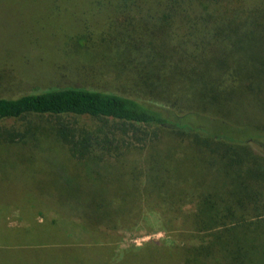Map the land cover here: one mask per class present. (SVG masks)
Listing matches in <instances>:
<instances>
[{
  "label": "trees",
  "instance_id": "trees-1",
  "mask_svg": "<svg viewBox=\"0 0 264 264\" xmlns=\"http://www.w3.org/2000/svg\"><path fill=\"white\" fill-rule=\"evenodd\" d=\"M44 1L56 15L35 10L34 18L44 19L49 34L34 32L28 22L23 41L7 50L47 52L46 43L53 63L75 61L87 77L108 68L134 95L60 85L0 97V120L23 123L0 127V140L49 142L47 150L65 154L62 159L75 161L72 169L82 172L74 180L63 162L37 160L21 183L9 178L21 186L17 197L37 189L34 199L56 207L58 224L83 229L89 238L88 230L109 212L107 205L111 214L119 211L113 202L139 214L141 222L169 202L160 214L168 216L162 217L163 227L197 242L148 247L143 255L149 254L150 264H264V0ZM68 12L77 20L64 32ZM8 58L0 54L1 79L10 76L4 70ZM175 107L188 111L180 114ZM161 130L182 136L179 146L185 149L176 156L177 147L168 142L165 153L153 151L152 171L142 184L134 173L118 174L104 162L127 158L128 151L159 139ZM33 174L39 183L25 188L23 181ZM187 200L193 211H183ZM251 211L258 217L249 219ZM100 255L112 264L131 263L123 250L118 257Z\"/></svg>",
  "mask_w": 264,
  "mask_h": 264
},
{
  "label": "rangeland",
  "instance_id": "rangeland-1",
  "mask_svg": "<svg viewBox=\"0 0 264 264\" xmlns=\"http://www.w3.org/2000/svg\"><path fill=\"white\" fill-rule=\"evenodd\" d=\"M50 9L54 11L51 4L44 0H0V41L5 45L0 42V54L9 57L8 68L4 66V70L10 72L8 78H0V97L16 96L60 85L85 86L134 95L129 89L121 86L114 73L109 71L108 68L97 77H87L82 70L75 69L77 67L75 61L67 62L65 57H58L61 59L53 63L51 50H48L46 43L43 44L46 46L47 52L38 48V50H34L33 47H30L29 51L26 49L22 52L19 49L15 55L7 50L9 47L19 45L23 41L28 22L35 25L34 32L40 31L39 34L47 36L49 29L45 27L48 24L41 17L34 18V15H39V12L34 11L50 12ZM73 13L68 12L69 16L65 14L62 18V22H65L64 32L70 30L69 21L77 20L75 19L76 15ZM54 14L56 15V13ZM45 21L49 22V19L45 18ZM76 27L77 25H73L72 31ZM53 28L50 29V32ZM29 42H31L30 39ZM60 43L65 45L63 41H60ZM24 46L26 47L25 44ZM5 49L10 53H8L10 56L6 55L7 51ZM102 60L105 59L102 58ZM72 65L75 66L72 67ZM4 67L1 65L2 71ZM175 109L180 111V114L188 111L187 108L181 107H175ZM33 119L42 125L45 123L43 117L33 116ZM3 126L23 127V123L15 120H0V127ZM221 130L225 131V128ZM181 138L182 136L177 133L161 130L159 139L149 142L144 148L128 151L130 155L127 158H122L116 163H114L115 159L106 158L104 162L108 161L112 164L117 172L120 171L118 174L129 176L134 173L132 175L137 178L140 185L152 171L151 167L148 166L150 154L153 151L165 153L168 142H170V146L173 142V147H177L175 155L180 156L185 149L179 146L183 143L182 140L180 141ZM185 139L187 140L188 137ZM49 144V142H44L42 145L35 143L34 146L33 143L27 141L26 143L14 144L0 140V189H2L0 190V264H112V260L110 261V259L100 255L101 252L103 251L104 255L110 256L108 258H113L118 257L122 250L125 251L126 257L131 260V263L119 261L116 264H146L144 262H134V260L139 261V258L150 264L152 258L149 254L143 255L147 253L146 249L148 247H152V250H154L156 247L171 248L172 245L197 242L196 238L184 240L178 235V232L168 231L165 229L166 227H163L161 221L165 217V220H168V216L160 214L163 213L161 210L167 209L169 202L164 203V208L152 212L148 215L146 221L141 222L139 221V214L122 210L119 205L112 201L111 207L119 211L111 214V208L107 205L109 212L95 221L96 226L92 230L86 228L90 232L89 238L83 234L85 232L83 229L72 230V227H64L63 224H58L56 220L61 217L56 207L45 200L34 199L39 193L37 189L25 191L24 194L22 193L17 197V191L21 190V186L12 182L9 184V178L12 176L14 182L21 183L23 177L26 176V170L32 169L37 160L53 161L55 164L63 162L64 170L70 171V177H76L74 180L82 179V172L79 175L81 170L74 171L72 169L77 163L73 160L70 162L68 158L69 163H67L65 159H62V155L65 157V154L47 150L51 148ZM32 145L36 147L35 150ZM41 148H44L45 151ZM40 151L43 154L37 153ZM104 162L100 165H103ZM85 172L83 170V173ZM9 174L10 176H8ZM78 175L79 177H77ZM38 179L40 178L37 175L29 176L23 181V185L25 183V188L29 189L39 183ZM124 190L126 191L127 188L125 187ZM28 199H30V203L23 207V202ZM183 204L182 209L184 212L194 210V204L190 200L185 201ZM139 205L140 201L135 200L134 207L136 208ZM246 216L249 219L258 217L252 211ZM259 216L263 217L264 213H260ZM74 220L78 221V218L75 217ZM110 220L116 221L112 227L104 223ZM181 221L180 217L175 219L176 223H181ZM85 243L87 244L85 245ZM88 243H98L100 246L96 247L88 245ZM97 250H100V252H97ZM116 259L118 260V258Z\"/></svg>",
  "mask_w": 264,
  "mask_h": 264
}]
</instances>
